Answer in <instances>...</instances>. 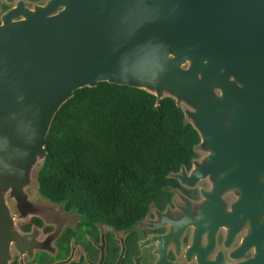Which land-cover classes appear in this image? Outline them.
Wrapping results in <instances>:
<instances>
[{"label":"water","instance_id":"obj_1","mask_svg":"<svg viewBox=\"0 0 264 264\" xmlns=\"http://www.w3.org/2000/svg\"><path fill=\"white\" fill-rule=\"evenodd\" d=\"M101 81L189 106L208 154L173 176L210 177L217 202L238 191L226 223L262 218L234 252L258 241V254L237 264H264V0H49L9 11L0 25V264L13 238L5 193L18 197L30 183L60 106Z\"/></svg>","mask_w":264,"mask_h":264},{"label":"trees","instance_id":"obj_2","mask_svg":"<svg viewBox=\"0 0 264 264\" xmlns=\"http://www.w3.org/2000/svg\"><path fill=\"white\" fill-rule=\"evenodd\" d=\"M199 131L172 96L101 81L75 90L53 117L38 192L93 221L139 218L179 183Z\"/></svg>","mask_w":264,"mask_h":264},{"label":"flooded vegetation","instance_id":"obj_3","mask_svg":"<svg viewBox=\"0 0 264 264\" xmlns=\"http://www.w3.org/2000/svg\"><path fill=\"white\" fill-rule=\"evenodd\" d=\"M48 2L0 0V25L15 8L35 9ZM200 147L191 166H184L187 175L203 160ZM176 179L170 193L139 218L115 216L113 222L93 221L40 193L30 199L41 198L45 208L33 206L30 192L18 197L6 192L13 232L7 264H237L258 254L257 241L234 255L262 218L254 225L245 219L236 230L226 223L238 191L224 192L217 202L209 196L214 187L210 177L193 183Z\"/></svg>","mask_w":264,"mask_h":264},{"label":"rangeland","instance_id":"obj_4","mask_svg":"<svg viewBox=\"0 0 264 264\" xmlns=\"http://www.w3.org/2000/svg\"><path fill=\"white\" fill-rule=\"evenodd\" d=\"M180 105H182V107L185 110L189 108V106L184 102L180 103ZM187 119L189 120L190 118H187ZM198 149H199V147H198ZM200 150H201V155H203V157H201V159H204V157L208 154V152L206 150H204L202 147H200ZM41 163H42V159H40L37 162L36 166L33 168V171L31 172V175H30V183L26 187L23 188V193H22V194H25V193L29 194V192L31 193V194H29L28 199H29V201L34 203V205H33L34 207H44V206H42V204L45 203V202H41V198H39V197H37L36 202H34L30 199L31 197H33L34 194H37V193L39 194L38 182H37V171H38ZM18 200H20V199H18ZM0 221H1V218H0ZM5 224H6V221H4V225ZM1 227H2V225L0 224V259H1L2 253H4V247L3 246L5 244V239L1 238ZM12 236H13V234H12Z\"/></svg>","mask_w":264,"mask_h":264}]
</instances>
